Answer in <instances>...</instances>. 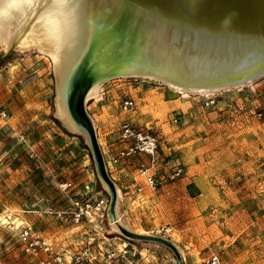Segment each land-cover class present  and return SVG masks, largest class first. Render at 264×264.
<instances>
[{"label":"rangeland","instance_id":"1","mask_svg":"<svg viewBox=\"0 0 264 264\" xmlns=\"http://www.w3.org/2000/svg\"><path fill=\"white\" fill-rule=\"evenodd\" d=\"M0 43V110L8 114L0 116V165L9 163L0 177V215L11 212L17 219L15 207L7 205L13 197H41L35 204L45 206L38 213H17L18 219L31 218L41 232L44 227L68 256L84 251L85 238L94 236L97 252L110 244L134 250L140 264H179L166 246L114 231L107 212L80 225L58 214L73 210L76 201L110 197L84 137L56 118L49 57L17 47L9 53ZM211 94H186L151 79L124 77L108 81L88 101L109 174L120 190L119 221L141 235L165 234L181 249L183 264H206L213 253L223 264H264V78ZM127 99L134 108L123 109ZM124 122L160 138L152 169L162 180L157 192H139L136 185H144L138 166H151L149 156L110 163L125 147ZM174 167L182 168V175L168 180ZM65 183L72 186L65 189ZM85 184L94 190L88 196ZM166 225L172 232L160 233ZM0 264L38 262L22 251L15 233L0 227Z\"/></svg>","mask_w":264,"mask_h":264},{"label":"water","instance_id":"2","mask_svg":"<svg viewBox=\"0 0 264 264\" xmlns=\"http://www.w3.org/2000/svg\"><path fill=\"white\" fill-rule=\"evenodd\" d=\"M82 1L86 44L75 61L71 58L61 83L53 69L56 118L72 133L75 126L89 146L117 233L164 245L183 264L181 249L171 240L120 223V190L109 174L87 97L94 86L124 77L151 79L193 95L264 78V0Z\"/></svg>","mask_w":264,"mask_h":264},{"label":"built area","instance_id":"3","mask_svg":"<svg viewBox=\"0 0 264 264\" xmlns=\"http://www.w3.org/2000/svg\"><path fill=\"white\" fill-rule=\"evenodd\" d=\"M213 103V101H211ZM207 104H210L207 102ZM134 101L127 99L123 101V109L128 110L134 108ZM0 116L6 119L8 114L5 110H0ZM120 139L125 144L123 152L120 156H112L110 163L117 165L121 159H130L138 155H146L151 159V166L145 163H140L138 166V174L144 180V185H137L139 192L148 188L151 192H157L162 184L160 176L152 171L155 162L157 161V153L160 149V138L150 132H145L134 127L128 122H124L120 128ZM109 161L107 162V164ZM183 169L174 167L171 173L167 176L168 180H175L182 175ZM72 184L65 183L63 188L71 187ZM85 194L87 196L93 193L90 184L84 185ZM109 199L106 196L100 198H87L84 202L76 201L75 208L68 212H59L58 214L66 221H70L75 225H80L84 221H89L95 217L104 216L108 210ZM12 214L0 215V227H3L16 234L22 251L33 258L38 264H101V257L108 264H140L136 259V252L126 247L119 248L107 244L106 250L93 249L96 238L89 236L85 238L84 251L77 252L73 255L68 254L63 250H58L53 242L45 239L31 224L22 221L20 225H16ZM174 228L166 225L159 232L171 233ZM165 235V234H164ZM161 237H165V236ZM206 264H223L221 258L213 253L211 254Z\"/></svg>","mask_w":264,"mask_h":264},{"label":"bare ground","instance_id":"4","mask_svg":"<svg viewBox=\"0 0 264 264\" xmlns=\"http://www.w3.org/2000/svg\"><path fill=\"white\" fill-rule=\"evenodd\" d=\"M84 10L82 0H0V40L6 49L35 50L49 57L61 83L71 58L75 61L86 44ZM101 88L94 86L88 101L98 97ZM14 222L22 223L20 218ZM117 222L110 223L114 231H119Z\"/></svg>","mask_w":264,"mask_h":264},{"label":"crops","instance_id":"5","mask_svg":"<svg viewBox=\"0 0 264 264\" xmlns=\"http://www.w3.org/2000/svg\"><path fill=\"white\" fill-rule=\"evenodd\" d=\"M8 164L9 163H7V164H5L4 165V163H2L0 166V177L1 178H3V175L4 174H6V172H7V170H9L8 168H7V166H8ZM112 168H110V170H111ZM22 170H16V172H17V174L18 175H20V174H22V172H21ZM15 173V172H14ZM14 173H12L13 174V176H14ZM24 175V174H23ZM2 181V180H1ZM7 180H5L4 182H6ZM3 183V182H2ZM39 198H41V197H36V196H34V197H32L31 199H29V200H21L20 199V197H18L17 199H16V197L14 198L13 197V200L9 203L8 202V204L7 205H9V206H11V207H15V212L14 213H22L23 215L24 214H31V213H38L39 212V210H40V208L41 207H44L45 206V202L43 203V205H40V206H37L35 203V200H37V199H39ZM4 202H6V201H4ZM2 203V202H1ZM0 203V204H1ZM4 207H5V205H6V203H4V204H2ZM4 213H11V212H4ZM14 214L15 216H19L18 214ZM13 215V214H12ZM29 217V216H28ZM15 218H18V217H15ZM30 218V217H29ZM28 218V219H29ZM31 219V218H30ZM29 219V220H30ZM29 220H23L24 222H26L27 224H31L32 225V223L31 222H29ZM33 221L34 222H37V217H33ZM33 227H35V229L45 238V239H47V240H49V241H51V242H53V240L48 236L49 234L47 233V231H46V229L44 228V227H42V229H43V231L41 232V230L37 227V226H34V225H32ZM55 242V241H54ZM53 242V243H54Z\"/></svg>","mask_w":264,"mask_h":264}]
</instances>
